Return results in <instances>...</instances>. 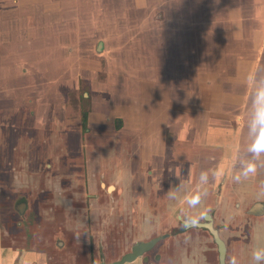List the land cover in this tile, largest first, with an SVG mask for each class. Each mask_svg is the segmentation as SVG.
<instances>
[{"label":"crops","instance_id":"crops-1","mask_svg":"<svg viewBox=\"0 0 264 264\" xmlns=\"http://www.w3.org/2000/svg\"><path fill=\"white\" fill-rule=\"evenodd\" d=\"M190 1L168 0V11L175 14L171 20L164 22L165 25L151 21L140 27L152 29L150 39L143 38V29L140 32L143 36L137 39L150 45L149 55L158 62V70L154 75L153 105L145 113L131 117L124 112L125 106L112 111L109 96L119 95L116 97L123 101L128 97L140 99L143 90L134 89L131 83L133 78L139 77L138 67L133 66V56L127 59L123 54L106 56L105 52L75 56V39L89 43L91 49L94 39L91 30L102 34L105 29H113L114 23L119 25L123 29L119 36L111 33L103 38L105 43L111 44L114 39L117 42L127 39V28H138L128 20L129 0H0V264H117L132 252L135 244L159 237L162 239L154 248L125 264H218L210 244L195 243L194 246L191 243V230L181 234L186 241L177 244V235L171 232L177 228V206L182 214L188 215L186 219L193 220L204 214L215 177L221 174L223 181L227 180L233 172L232 165L244 155L238 150L241 131L229 126L232 121L241 123L242 120L230 121L231 118L209 112L207 127L217 129L202 139L197 134L198 123L193 121L192 113L180 116L176 108L201 107L202 115H207L206 109L224 110L227 103L237 109L241 103L248 104L249 101H234L233 97L223 103L208 101L207 93H213L208 87L203 90L206 99L193 102L187 81L191 75V46L193 42L199 44L201 56L203 45L207 44V30H226L234 46L240 32L249 29L240 38H245L247 51L252 53L258 31L264 33V23L256 26L243 21L226 24L199 21L195 25L190 18L193 8ZM213 1L204 0L202 4L210 2L209 8H220L213 5ZM246 1L249 2L246 8L253 5L255 12L264 13V0ZM137 3L138 0H134L130 5L132 12L138 11L133 8ZM142 4L140 0L139 6ZM241 9L234 12L237 14ZM95 11L117 12L120 19L100 23L90 19ZM225 11L227 15L235 14L229 8ZM176 12L184 17L175 18ZM186 14L190 15L186 17ZM64 47L68 54L63 53L67 50ZM101 60L107 61L103 78L94 74L99 72L95 65ZM135 61L137 64L138 60ZM160 61H167L173 71L166 72ZM126 67L134 72L132 76L123 72ZM83 85L89 90L83 97L91 94L88 105L81 99L78 101V113L87 118L86 127L84 117L82 120L76 117L75 128L72 127L74 135L81 140L75 148H79L76 152H81L83 162H75V168L68 171L59 166L53 168L47 162L52 154L48 153L45 141H49L48 137L57 139L51 150H62L66 134L63 131L72 129L65 118L69 114V94L76 92L81 98ZM236 90L241 92L240 87ZM209 103L212 106H208ZM81 109L85 111L81 113ZM49 125L51 133L47 129ZM95 134H103L104 140L114 141L115 149L99 155L92 163L89 153L85 154V137L92 140ZM223 139L227 140L226 145ZM248 153L245 154L247 158ZM55 154L61 155L58 151ZM185 162L193 165L188 168V175L193 176L194 172L202 175L195 186L190 177L183 175L181 183H187L188 187L177 199L178 185L174 175L177 167H185ZM196 167L198 170H193ZM63 172L71 174V186L66 191L58 188L59 181L54 177L59 173L62 177ZM208 174L213 176L210 183ZM244 186H237L233 192L225 190L222 193L221 190L218 200L223 206L218 209V201L212 205L216 214L223 216L227 208L230 215H242L243 212L234 207L232 211L229 209L231 203L240 200L238 195ZM196 194H201L195 198L196 207L189 209V200ZM151 195L156 196L155 202H151ZM80 202H84L89 215V229L80 222ZM166 203L170 207L161 212ZM57 225L58 230L53 231ZM198 232L200 240L208 237L206 232ZM113 236L123 241L112 243ZM113 252L121 256L108 260Z\"/></svg>","mask_w":264,"mask_h":264},{"label":"rangeland","instance_id":"rangeland-1","mask_svg":"<svg viewBox=\"0 0 264 264\" xmlns=\"http://www.w3.org/2000/svg\"><path fill=\"white\" fill-rule=\"evenodd\" d=\"M202 1L204 0H192V11L191 13V20L196 25L197 22H221V23H228V22H236V21H243L245 24H262L264 23V13L254 10V6L250 5L248 8L245 6L249 2H244L245 0H214L212 2L213 5H217V10L211 9L210 2H206L202 4ZM257 1H263V0H257ZM132 2V3H131ZM178 3V1H177ZM134 4V0H129V7H128V20L131 21L135 26H138V28H127L128 34L125 36L127 39L121 40L119 42L116 41V39L113 40L111 44H107L103 41V38L105 36H110L112 33L113 36L117 37L119 36V33L121 28H119V25H115L113 29H105V33L97 34V30H91L92 38H94L92 41V47L90 49L89 43L81 41L79 39H75V56L81 55V53L85 54H93L94 52L97 54H103L105 52L106 56L112 55L113 53H116L117 55L123 54L127 56V59L132 58L133 56V66L138 67V75L139 77L137 80L133 78L132 87L136 89L137 87L142 89L141 95L139 96L140 99L134 98V97H128L125 101L120 100L118 97L119 95H113L110 94L109 101L110 104L113 106V110L115 112V109H119L120 107L125 106V113L130 114L131 117L136 115L139 112L145 113L147 110L151 108L153 105L154 99H153V91L155 90V74L157 73L158 62L155 61L154 58H152L149 53L150 51V45L147 44V42H143L138 40L137 38H140V36H143L140 32L143 29L144 37L145 39H150L152 35V29L151 28H140L144 26L146 23H151V21L155 22H167L171 20L170 18H173V15L170 11H168V0H143V4L139 6L140 0H138V6L134 9H138L137 12H132L130 5ZM252 4V2H251ZM256 4V3H255ZM112 5V3H111ZM257 5V4H256ZM233 10L231 13L235 14H229L227 15L225 10ZM239 8H242L241 11H237L239 13L236 14L234 10H239ZM107 9V7H105ZM109 9V7H108ZM199 9L205 10L207 12H200ZM113 11V10H112ZM94 17L90 18L92 20L98 21L100 23H103L104 20L108 21H115L120 19L119 13L115 12H108L104 13L103 11H95L93 13ZM187 15L190 14H186ZM231 16L233 17L231 19ZM183 14H179L176 12L175 18H183ZM83 19V18H80ZM141 23H139V22ZM192 24V25H194ZM165 25V24H164ZM198 25V24H197ZM210 25V24H209ZM245 26H251V25H245ZM101 30H104L103 28H100ZM84 29L83 31H85ZM249 29H243L242 32H240L239 37L236 41V44L233 46L231 45L230 37L226 34L225 31H214V30H207V44L203 45V51L202 55H199L200 51V45L196 43H192L191 46V55H192V66L191 68V75H188L187 81L191 86V96L192 100L198 101L201 100V98H205V93L203 94L204 88L208 87V89H212L213 93L210 94L207 93L208 101H221L223 103L230 101V99L233 97L234 101H249V103L242 104L241 107L237 109L236 107L232 108L231 105L228 103L226 104V109L224 110H216L213 108L206 109L207 115L205 113L202 115L201 113V107L200 108H185L181 107L180 109L176 108V112L185 117H187L186 113H192L193 121L197 122V134L202 136L201 138H204V135L213 134L217 129V127H209L206 124L209 121H206V116L211 117V113H215L217 116H223L229 119L230 121L233 119L235 120L238 118V120H242V124L238 123V121H232L230 122V127L232 130H239L238 140L240 142L239 151L244 153L242 157H240L231 167L233 172L229 173V176L227 180L223 181V178L221 177V174H218L214 181L215 184L212 188L209 189V202L208 206L205 209V213L201 214V216H198L196 219H193L196 223H202L205 224L204 215L205 214H212L213 216L217 215L218 220L215 222V225L219 226L220 223L223 224L222 227L224 237L226 236V239L230 241L232 246V253L234 257V263L236 264H252L253 259H251V256L249 255L248 251L244 250V248L247 247V240H253V235L256 231L264 230V221L256 222L253 220H250L247 218L240 217L239 219H236L234 222L230 223L226 218H231L228 214V209L226 208L224 211V216H221V214H216V209L212 208V205L215 204V201H218V197L221 196V190L223 191L227 190L226 192H233L236 190V187L242 186L244 184V189H242L239 193V197L237 202L234 203L235 207L237 208V204H239L240 212L243 213L252 212L254 213L257 211V206L252 204L254 202L253 199L256 201H262L264 202V134H260V132H264V33L262 31H258L257 34V40H256V46L253 49V54L249 53L247 51V45H245V38H240L244 33H246ZM94 31L96 33H94ZM217 32V33H216ZM168 33V31H166ZM90 34V35H91ZM105 34V35H104ZM247 35V34H245ZM205 36V35H204ZM78 37V36H76ZM240 38V39H239ZM193 41V40H192ZM239 41V43H237ZM115 42L117 44H115ZM259 45V46H258ZM234 48H232V47ZM85 48V49H83ZM64 49H67V47H64ZM63 50H61L62 53ZM64 54H68V49L63 52ZM139 55V56H138ZM253 55V56H252ZM136 56V57H135ZM250 57L246 59L247 57ZM237 58V59H236ZM138 60L137 64L136 61ZM107 61L101 60L100 64H96L95 68L99 70V72H94V74L98 75L99 77L103 78V73L105 69V64ZM159 64H162L165 66L166 72L168 70L173 71V67H168L167 61H160ZM120 68V67H119ZM182 68V65H181ZM123 72L127 76H132L134 72L130 70L129 68H123ZM134 69V68H133ZM248 73V75H243V71ZM96 70V71H97ZM177 70V69H176ZM180 72V71H179ZM240 72V75L238 74ZM157 77V76H156ZM137 84H133V83ZM84 84V83H83ZM84 86V85H83ZM131 87V88H132ZM240 87V91L238 92L236 88L238 89ZM81 91V98H79V95L75 93L69 94V114L67 115L66 121L70 122L71 128H75V121L76 117L82 118L84 115H81L80 112L78 113V101H82V103L88 105L89 101L88 99H91V94L88 97H83V93L88 90L86 86L83 87ZM234 91H232V90ZM216 90V92H214ZM89 92V90H88ZM88 94V93H85ZM109 94V93H108ZM93 95V94H92ZM99 95V94H98ZM105 95V94H104ZM130 95H133L130 93ZM139 95V94H138ZM203 99V100H204ZM88 102V104H87ZM125 102V103H123ZM197 102V103H198ZM122 103V106H121ZM247 104V105H246ZM208 106H212L211 103H209ZM218 108V107H217ZM85 109V108H84ZM84 109H81V113L85 111ZM211 112V113H209ZM78 114V116L76 115ZM234 117V118H233ZM210 126V125H209ZM52 126L49 125L47 127L49 133L50 128ZM73 128L66 132L63 131L65 134V140H63L62 144V150H54L53 146L55 145L57 139L53 138H47L49 141H45L46 145L49 147L47 151H49V154H52V157L47 158V162L54 168V166H59L64 171L70 170L72 167L75 168V162L77 164H80L83 162V156L81 152L77 153L78 147L75 148V146H78V143L81 141L78 135L75 134V129ZM199 128V129H198ZM213 131V132H211ZM62 133V134H63ZM260 134V135H259ZM97 136V137H96ZM228 136L224 135V138H227ZM234 137V136H233ZM257 137L260 138L258 141L255 140ZM103 138V134H95L94 139L89 140L87 137H85V143H86V151L85 154L89 153L91 160L90 162H95L96 158H98L99 155L105 154L109 152L111 149H115L114 141L111 142L109 140L100 139ZM230 138V137H229ZM253 138V140L251 139ZM96 139V140H95ZM250 139V140H249ZM263 139V140H262ZM255 140V141H254ZM249 141H251L249 143ZM223 145H226L227 140L223 139ZM81 145V143H80ZM232 145L231 147H233ZM253 146V147H252ZM60 147V146H59ZM235 147V146H234ZM43 153L45 152V149L42 147L40 148ZM247 149H250L247 150ZM251 149H254L252 151ZM51 150V151H50ZM257 150V152H255ZM58 151L60 157H58L55 152ZM65 151V152H62ZM250 152V153H248ZM249 154V158L245 157V154ZM70 154V156H68ZM68 156V157H67ZM59 160V161H58ZM185 167H177V173H175V182H177L178 189H177V199L181 195V191H184L188 187L187 183H181L183 179V175H186L188 178H191V181L194 186L198 182V177L202 174L194 172L195 174L193 176L188 175L190 172L188 168L193 165H190L189 162H185ZM249 166V167H248ZM57 169V168H56ZM193 170H198V167L194 168ZM68 172H63V176L61 177V173L55 175V179L59 181L58 188H63L65 191L68 186H71V174H66ZM184 173V174H183ZM213 176L208 174L207 180L210 183L213 179H211ZM171 180H174L171 178ZM166 181H169L168 179ZM223 182V185H222ZM225 183V184H224ZM167 186V185H166ZM210 186V185H209ZM250 191H249V190ZM57 189H53L52 191L55 192ZM58 190V192L60 191ZM212 190V191H211ZM156 191V190H155ZM155 191L153 190V193L155 194ZM63 194L67 197L68 194L63 192ZM187 194V193H186ZM201 194H196L195 196H192V199L189 200V209L195 208L197 204L196 197H199ZM211 198V199H210ZM104 200V199H103ZM151 202L156 201V196L151 195L150 198ZM170 204L166 203L163 204L161 207V212H164V209L166 210L169 208ZM233 206V207H234ZM81 207V220L80 222L83 223V227L85 229H89V215H87L85 210V204L84 202H80ZM164 208V209H163ZM184 208V207H183ZM178 209H180L177 206V221L176 226L177 228L174 229V231L171 232L172 235H177L176 237V243L178 241L183 242L186 241L185 237H181V234L185 232V227L182 223L179 222L180 216L184 220L188 218L187 214H182ZM229 211H232L230 208ZM260 211V209H259ZM258 211V212H259ZM186 214V215H185ZM181 218V219H182ZM191 220V219H188ZM192 220V221H193ZM222 220V221H221ZM57 225L52 230H58ZM190 233V232H189ZM243 233L245 234L243 236ZM259 234H262L259 232ZM189 235H193L192 237L196 238L197 242L201 245H205L206 243L212 244L210 237L208 238H200L197 237L199 235V232L196 230H191V233ZM263 236V235H262ZM76 237V236H75ZM78 240L79 238L76 237ZM206 239V240H205ZM109 241V240H108ZM118 241H123V238L119 236H113L112 243H117ZM192 241V239H191ZM110 242V241H109ZM122 242H120L121 244ZM122 244H126V242H123ZM251 244V243H250ZM258 244H260V247L258 250L255 251V253H258L261 255L260 258L257 259V264H264V237L260 238L258 240ZM238 247V249H237ZM109 249V247H107ZM111 249H114L112 247ZM53 255L52 253H50ZM109 254V253H108ZM111 257L108 260H115L119 258L121 255L113 252L112 254H109ZM103 257V253H102ZM157 258V256H156Z\"/></svg>","mask_w":264,"mask_h":264},{"label":"flooded vegetation","instance_id":"flooded-vegetation-1","mask_svg":"<svg viewBox=\"0 0 264 264\" xmlns=\"http://www.w3.org/2000/svg\"><path fill=\"white\" fill-rule=\"evenodd\" d=\"M254 205H256L258 208H257V211H255L254 213L250 212H247V213H242V215H230L232 217L227 219L230 223L234 222L236 219H239L240 217L242 218H248L250 220H253V221H256V222H260V221H264V202L262 201H256L253 203ZM235 204L234 203H231L230 207L231 209H233V206ZM222 203L220 202V200H218V206L216 205V207H218V209H220L222 207ZM237 208L234 206V208L237 210L239 209V204L236 205ZM260 209V211H259ZM259 211V212H258ZM248 215V216H246ZM224 216V215H223ZM204 219H205V224H202V223H196L195 221H192V220H184V219H181L179 220L180 223H182L185 227V230H201L202 232H206V236L208 235L210 237L209 240H211L212 244H210V246L213 247L214 249V252H215V258H216V261L218 264H236L234 263V257H233V253H232V246H231V243L230 241H228L226 239V236L224 237V233H223V229L224 228H220L223 226L222 223H220L221 225L219 226V224L216 226L215 225V222H217V218H216V215L213 216L212 214H205L204 215ZM222 221V220H221ZM208 225H211V227H213L214 230H216V232L218 233V237L219 239L223 242L224 244V247H225V252H224V257H223V261L221 260L222 259V253H221V246L219 245V243L217 242L216 238H215V235L213 234V232L210 230V228L208 227ZM186 232V231H185ZM259 232H261L262 234H259ZM184 233V232H183ZM182 233V234H183ZM245 234L243 233V236ZM263 235V236H262ZM253 240H247V247L244 248L242 246V248L246 251H248L249 255L251 256V259H253V263L252 264H257V259L261 257L260 254L258 253H255L256 250H258V248L260 247V244H258V240H260V238L264 237V230H260V231H256L253 235ZM160 240L162 239V237H159ZM156 239V238H155ZM159 240V241H160ZM158 241V242H159ZM194 244V246H196V244L198 243L196 238L193 237V242H191ZM196 243V244H195ZM251 243V244H250ZM139 244V243H137ZM135 244L133 246V248L137 245ZM154 248V247H153ZM238 249V247H237ZM133 252V250H132ZM131 252V253H132ZM193 254H195L193 251H192ZM130 254V253H129ZM191 254V253H190ZM193 256V255H192ZM190 258L191 255H190Z\"/></svg>","mask_w":264,"mask_h":264},{"label":"water","instance_id":"water-1","mask_svg":"<svg viewBox=\"0 0 264 264\" xmlns=\"http://www.w3.org/2000/svg\"><path fill=\"white\" fill-rule=\"evenodd\" d=\"M208 227L213 232V234L215 235V238H216L217 242L221 246V253H222V259L221 260L223 261L224 252H225L224 244L219 239L218 233L216 232V230H214L213 227H211V225H208ZM159 240H160V238H156V239H153V240H151L150 242H147V243H139V244H137L133 248V252L130 253V254L125 255L122 258V260L119 261L117 264L132 263L133 261H135L136 259H138L140 256H142L144 253L150 251L156 245V243Z\"/></svg>","mask_w":264,"mask_h":264},{"label":"trees","instance_id":"trees-1","mask_svg":"<svg viewBox=\"0 0 264 264\" xmlns=\"http://www.w3.org/2000/svg\"><path fill=\"white\" fill-rule=\"evenodd\" d=\"M86 122H87V118H86V115L84 117V127H86Z\"/></svg>","mask_w":264,"mask_h":264}]
</instances>
